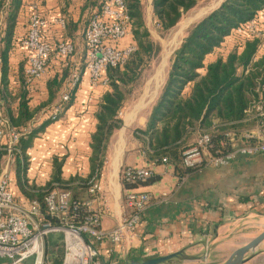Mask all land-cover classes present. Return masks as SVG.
Returning a JSON list of instances; mask_svg holds the SVG:
<instances>
[{
  "label": "trees",
  "instance_id": "1",
  "mask_svg": "<svg viewBox=\"0 0 264 264\" xmlns=\"http://www.w3.org/2000/svg\"><path fill=\"white\" fill-rule=\"evenodd\" d=\"M23 1L0 0V13H3V18L0 19V73L5 89L10 68L9 54L16 47L22 49L23 60L19 69L25 75L27 53L21 45V40L26 34L19 36L15 30ZM104 1L100 0V9ZM125 1L132 21L131 39L135 43V50L123 66L107 69L108 88L97 103V125L91 144L92 171L86 178L80 179L76 175L63 178V160L54 157L51 179L41 186L29 184L26 177V150L31 146L34 137L55 120H45L39 126L31 125L35 111L44 104L35 110L29 107L25 88L26 76L22 78L23 85L18 94L17 114H13L12 109L6 114L16 130L27 128L19 136L14 150L17 182L21 191L31 200L43 202L45 194L53 189L68 190L77 204V210L73 212L77 219L89 213L82 204L84 199L77 196V188L81 186L89 189L94 182L99 181L103 166L100 157L111 135L122 124L120 113L126 100L125 88L141 76L143 70L161 50L160 45L152 39L146 24L143 1ZM199 1L152 0L155 27L161 32L169 31L188 11L195 8ZM263 8L264 0H222L216 8L187 29L181 44L172 53L167 77L152 105L146 124L137 130L139 138L144 141L143 148L149 158L159 162L166 157L174 163L181 177L195 170L185 168L181 160L182 151L193 137L200 133H209L211 150L223 151L230 147L229 144L224 147L220 144L226 133L233 132L240 142H244L243 134L246 131L264 123V53L257 56L261 40L248 34H234L237 27L257 17ZM99 12L100 10L91 12L88 20ZM231 36L234 38V44L226 51L223 46ZM211 55H215L212 60L209 59ZM53 57H56L54 52L50 62ZM60 82L57 76L48 81L49 100H52L56 90L61 88ZM74 93L75 90L69 101L64 104V111L72 104ZM0 96L3 98V93ZM258 104L261 105L260 110L256 108ZM7 152L3 145L0 157ZM124 168L121 169L120 178L125 189L152 183L159 177L152 172L148 177L127 181L122 174ZM41 212L46 221L52 224L58 222L57 218L46 210L44 203L41 204ZM44 246L49 264H62V260H59L64 251L62 235L49 233L45 236Z\"/></svg>",
  "mask_w": 264,
  "mask_h": 264
},
{
  "label": "crops",
  "instance_id": "2",
  "mask_svg": "<svg viewBox=\"0 0 264 264\" xmlns=\"http://www.w3.org/2000/svg\"><path fill=\"white\" fill-rule=\"evenodd\" d=\"M92 1L94 0H72L70 3H64L65 0H43L44 5L40 6V10L50 19L56 15L64 16L61 9L67 6L70 21L79 28L85 16L95 12ZM148 2L152 5V0ZM27 6L29 9V3ZM22 7L23 5L19 14L25 15ZM28 9L25 10L26 13L29 12ZM20 15L16 22L19 36L27 29L23 26L24 22H20ZM54 30L53 36L56 39L60 40L65 36V29L50 25L46 31L47 39L49 37L51 39L50 32ZM77 33L65 39L73 41L77 52L81 51L76 59L78 64L84 51L86 58V45L82 35L76 37ZM126 42L124 40L121 44ZM233 44L234 38L231 36L225 41L223 49L229 51ZM257 52L259 57L264 53V47L259 46ZM10 53L17 62L23 60L22 49L16 47ZM214 58L215 55H211L209 59ZM9 60L11 62V57ZM15 66L16 64L11 67L6 89L3 83L0 84V95L3 93V98L0 96V119L7 120L9 124L6 114L9 113V109H12L13 114H17L18 94L22 88L18 67ZM44 76L42 74L30 83L26 81L25 88L31 110H35L49 99L48 78L44 79ZM105 90H100V86L93 87L88 74L84 72L75 90L73 102L64 115L39 132L26 150L28 156L26 177L29 184L41 186L51 179L54 157L63 159L62 176L65 179L89 172L90 142L97 124L95 112L98 96L100 98ZM143 102L141 101L125 117L123 131L115 138L119 146H115L113 150V159L106 178L103 182L100 181L102 191L96 206L102 211L101 228L110 230L116 227L124 214L125 188L120 176L121 169L126 166L146 167L157 174L159 176L157 180L137 189L150 192L155 198L164 194L168 195V198L160 203L154 202L143 213L141 222L124 242L114 243L108 239L96 242L100 259L106 264H125L132 260H145L177 253L166 264H224L233 252L264 231V152L254 156L240 155L224 167L205 166L195 169L188 172L185 181L180 182L173 162H158L157 159L149 158L145 149V153H142L139 139L126 140V137L125 139L123 137L125 127L139 120L140 116L136 113L145 106ZM146 120V117H141L139 121L146 123ZM196 137L192 138L193 141ZM8 139L9 133L6 132L0 138V149L3 145L6 147ZM6 155L9 156L6 168L11 163L9 173L15 202L21 208H27L32 200L18 185L16 156L14 155V159L9 152ZM33 220L46 221L42 212L33 217ZM63 252L59 256L60 261ZM243 259L241 264H264V238L248 250ZM10 263L9 259L0 258V264ZM18 264L34 263L32 259H27Z\"/></svg>",
  "mask_w": 264,
  "mask_h": 264
},
{
  "label": "built area",
  "instance_id": "3",
  "mask_svg": "<svg viewBox=\"0 0 264 264\" xmlns=\"http://www.w3.org/2000/svg\"><path fill=\"white\" fill-rule=\"evenodd\" d=\"M28 32L21 40L26 50L25 76L28 83L33 82L44 74L49 66L54 52L55 56L65 60L74 53L75 45L70 39H60L55 45L46 38V31L50 25L58 26L61 30L66 27V18L56 15L50 19L45 17L37 1L29 2ZM234 34H248L261 40L260 47H264V8L257 17L240 25ZM86 42L85 72L93 87L108 86L107 69L123 66L131 53L135 50L132 41V21L125 0H105L100 12L92 16L84 30ZM126 40V44H121ZM64 65V64H63ZM82 75L74 71L60 98L52 105L49 119L56 120L63 111L64 104L69 101L74 90L77 89ZM258 110L261 105L256 106ZM16 130L5 119H0V138L6 132L9 139L6 147L14 154L16 144L22 131ZM245 141H239L233 132L225 134L220 141L221 146L230 147L213 152L211 135L200 133L182 151V165L188 169H199L205 166L224 167L240 155L254 156L264 152V123L248 130L243 134ZM145 153V150L142 151ZM163 162L168 159L164 157ZM5 169L0 175V258H7L10 264H18L32 259L34 264H43L44 239L49 233L62 234L64 252L62 264H106L100 259L96 242L104 239L114 243H121L132 234L142 220L143 213L154 203L163 202L168 198L164 194L154 197L150 192L137 188L125 189V211L116 227L110 230L101 228L102 211L96 206L94 198L84 199L82 204L89 210L83 218L77 219L74 211L77 204L68 190L53 189L45 194L43 202L32 200L27 208H21L16 202L11 189L10 173ZM127 181L148 177L152 171L146 167L126 166L122 170ZM188 173L180 177V182L186 180ZM100 181L94 182L88 189L92 195L101 193ZM58 220L56 224L48 221L35 222L33 217L41 213V204Z\"/></svg>",
  "mask_w": 264,
  "mask_h": 264
},
{
  "label": "rangeland",
  "instance_id": "4",
  "mask_svg": "<svg viewBox=\"0 0 264 264\" xmlns=\"http://www.w3.org/2000/svg\"><path fill=\"white\" fill-rule=\"evenodd\" d=\"M35 1H37V4L39 5V7L44 5L43 0H42V2H38V0H35ZM142 1H143L145 21H146V24L150 30L151 37L155 43L160 45L161 50H160L159 55L155 59H153L148 64V66L143 70L141 76L134 83L129 84L125 88L126 100H125L124 107L120 113V116L122 117V124H121L120 128L115 130L114 133L111 135V137L109 138V140L107 142V146H106L104 152L102 153V156L100 157L103 166H102V169L100 171L98 179L101 182H103L104 178H106V176H107L108 168H109V165L111 164V159H113V157H112L113 156L112 153L114 152L113 150L115 149V146H117V147L119 146V143L117 141H115L116 140L115 138L119 137L120 132L123 131L124 124H125V117L130 112H132L139 105V103L144 99L145 106L143 105L144 107H141L143 109H140L136 114H139L140 118L146 117L148 119L152 105L154 104L156 97H157L162 85L164 84L166 77H167V72H168V68H169V64H170V58L172 56V53L181 44L183 38L186 35L187 29L193 23L200 20L203 16H205L207 13L212 11L214 8H216L221 3L220 2L221 0H200L199 3L197 4V6L195 8H193L192 10L188 11L173 28H171L167 32H161L155 27L153 14H152V5L149 4L148 0H142ZM29 2H30V0H24L22 2V4H23L22 9H23V12L25 13V15L19 14L20 20H21L20 22H24L23 26L25 28L27 27V29L24 31V33H22L23 36L25 34H27V32H28V15H29V12L26 13L25 10L28 9L27 5ZM67 2L70 3V2H72V0H65L64 3H67ZM94 2H96V4ZM93 3H94V5L92 6L93 9L95 8L94 10L96 12L98 10H100V0H94V1H92V4ZM25 7H26V9H25ZM66 8H67V6L66 7L63 6L61 9V13L66 18V27H65L66 33H65V36H62V39L65 37L69 38L71 35H74L75 32L77 33V31H78V33L76 34V37H79V36L81 37V35H82V38L85 40V36L83 35L82 32H83V28L86 27L88 24V21H89L88 18H89L90 13L85 16L84 21L79 24V28H78L76 25L74 26L75 23L70 21V17L68 16L69 12L66 10ZM19 13H20V11H19ZM0 15H1L0 19H2L3 13H0ZM19 15H18V17H19ZM15 30L16 31L18 30L17 25L15 27ZM54 32H55V30L50 32L51 33V39L49 37V41H51L52 44L55 45V43L58 41V39H56V37L53 36ZM84 44L86 45V42ZM78 46H81V45H78ZM76 48H75L74 53L71 54L70 56H68L65 60H61L60 58L58 59V57L52 58V60L50 62V66L47 67V69L44 72V75H45L44 79L48 78V81H49L53 77L57 76L59 78V80L61 81L60 82L61 88L59 90H56L55 96L52 100L47 99V101H45V103H43L44 106L41 107L40 109H37V111H35V114H34L35 116H34L33 120L31 121V125L36 124V126H38L39 123L49 119L48 116H49L50 108L52 107L53 104L60 101V98L63 94L64 89H65V85L67 84L68 80L70 79L71 74L74 71H78L81 75L84 74V72H85V60H86L85 51H84V55H82V57L80 58V62L77 64L76 59L78 56H80L81 51L77 52ZM167 53H168L167 60H166L165 66L163 68V77H162L163 80H162L159 88H157V84H156L157 81L156 80L159 79L157 77V72L161 67V64L163 62V58H164L165 54H167ZM9 55L11 57V62H10V68L8 71L7 84L9 83V73L12 70L11 67H12V65L16 64L15 67H18L17 68L18 69V75L20 76V79H21V85H23L22 78H23L24 74L22 73V70L19 69L21 63H18L16 61V58L14 59L12 57L11 53ZM0 84H2L1 79H0ZM107 88H108V86L100 87V90H104ZM148 88H149V94L147 93ZM153 94H155L156 96L153 98V101H152L151 96ZM143 96H145V97H143ZM98 100H99V96H98ZM12 101H13V99H12ZM65 111L63 110L58 115V119L64 115ZM140 118H139V120H140ZM139 120L137 119V121L130 123L127 127H125L126 129L124 130L123 137H124V139L126 137V140L128 138L131 140H136V139L138 140L139 139L138 141L142 145L141 148L144 150V148H143L144 141L141 140L142 138L141 139L139 138L140 134L137 132V130H139L140 128H143L146 123H144L145 121L141 122ZM95 130H96V127H95ZM93 133L91 134L90 147H91V144L93 141V139H92ZM117 140H119V139H117ZM192 141H193V139L190 141V143ZM6 154H4V156L0 157V175L4 173V169L7 166L6 164H7L9 156H7ZM92 154L93 153H92V147H91V153H90V158H89V166H90L89 172L88 173L87 172L82 173L83 175L82 174L76 175L80 179L86 178L90 174V172L92 171V164H91V155ZM12 155H13L12 157L15 159L14 154H12ZM10 168H11V163H10V165H8V169H7L8 172L11 171ZM80 169H81V167H80ZM53 171H54V169H53ZM76 193H77L78 197L83 198V199L94 198L96 203L98 202L97 199H98V196L100 194L99 193L96 195H92L88 192L87 188H84L81 186H79L77 188ZM46 262H47L46 249L44 246L43 264H47Z\"/></svg>",
  "mask_w": 264,
  "mask_h": 264
},
{
  "label": "water",
  "instance_id": "5",
  "mask_svg": "<svg viewBox=\"0 0 264 264\" xmlns=\"http://www.w3.org/2000/svg\"><path fill=\"white\" fill-rule=\"evenodd\" d=\"M264 238V231L252 239L250 242L245 244L244 246L238 248L233 254L229 257V259L224 264H241L244 261V255L248 250L253 248L259 241ZM175 254H169L165 256H160L157 258H150L145 260H132L125 264H166L168 260H170Z\"/></svg>",
  "mask_w": 264,
  "mask_h": 264
},
{
  "label": "bare ground",
  "instance_id": "6",
  "mask_svg": "<svg viewBox=\"0 0 264 264\" xmlns=\"http://www.w3.org/2000/svg\"><path fill=\"white\" fill-rule=\"evenodd\" d=\"M167 56H168V53L167 54H165V56H164V58H163V62H162V64H161V67H160V69L158 70V72H157V77L159 78V79H157L156 81V84H157V88H159V86H160V84H161V82H162V80H163V68H164V66H165V63H166V60H167ZM151 91V90H150ZM147 93L149 94V89H148V91H147ZM156 94V93H155ZM155 94H153L152 96H151V99H153V97L155 96ZM143 97H145V96H143ZM142 101H144V99L142 100ZM146 101V100H145ZM143 105H145V103L143 102ZM122 133V132H121ZM116 160V159H115Z\"/></svg>",
  "mask_w": 264,
  "mask_h": 264
}]
</instances>
